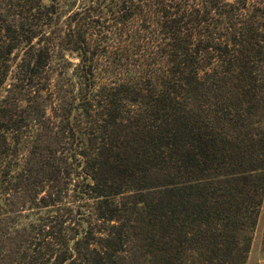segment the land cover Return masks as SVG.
Wrapping results in <instances>:
<instances>
[{"label":"trees","instance_id":"16d2710c","mask_svg":"<svg viewBox=\"0 0 264 264\" xmlns=\"http://www.w3.org/2000/svg\"><path fill=\"white\" fill-rule=\"evenodd\" d=\"M57 1L0 0V264H244L263 1Z\"/></svg>","mask_w":264,"mask_h":264},{"label":"rangeland","instance_id":"374dc122","mask_svg":"<svg viewBox=\"0 0 264 264\" xmlns=\"http://www.w3.org/2000/svg\"><path fill=\"white\" fill-rule=\"evenodd\" d=\"M90 0H58L57 10L60 15V21H64L66 16L80 7L87 4ZM263 6H264V0ZM71 62H76L74 57H70ZM2 88L0 87V96ZM244 264H264V192L255 225L251 233L250 247Z\"/></svg>","mask_w":264,"mask_h":264}]
</instances>
